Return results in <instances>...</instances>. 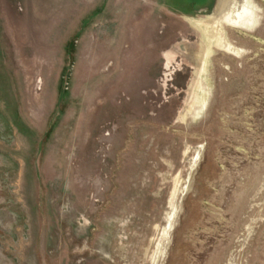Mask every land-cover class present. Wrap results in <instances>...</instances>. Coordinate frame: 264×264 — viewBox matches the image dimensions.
I'll return each instance as SVG.
<instances>
[{"label": "rangeland", "instance_id": "374dc122", "mask_svg": "<svg viewBox=\"0 0 264 264\" xmlns=\"http://www.w3.org/2000/svg\"><path fill=\"white\" fill-rule=\"evenodd\" d=\"M50 8L0 0V264H264V0Z\"/></svg>", "mask_w": 264, "mask_h": 264}, {"label": "bare ground", "instance_id": "6f19581e", "mask_svg": "<svg viewBox=\"0 0 264 264\" xmlns=\"http://www.w3.org/2000/svg\"><path fill=\"white\" fill-rule=\"evenodd\" d=\"M249 9V8H248ZM249 14V13H248ZM246 15V14H245ZM249 21V23H251V20H250V18L248 19ZM212 24V23H211ZM210 25V24H209ZM208 25V26H209ZM248 25V24H247ZM211 26V25H210ZM211 28H213L212 29V32H211V34H212V39L214 40V41H216L222 48H224V49H227V50H230V51H233L234 49L232 48V46L228 43V41L225 39V37H223V32H220L221 30H220V28L218 29V27H217V20H215L214 22H213V27H211ZM219 32H220V34H219ZM210 34V33H209ZM210 53V52H209ZM207 56V55H206ZM206 60H207V58H206ZM205 103H206V99H205Z\"/></svg>", "mask_w": 264, "mask_h": 264}, {"label": "crops", "instance_id": "0c3cea01", "mask_svg": "<svg viewBox=\"0 0 264 264\" xmlns=\"http://www.w3.org/2000/svg\"><path fill=\"white\" fill-rule=\"evenodd\" d=\"M53 1L55 2V0H50V4H51V8H52V4H53ZM55 5H57L56 3H54ZM50 8V9H51ZM52 10V9H51ZM53 20V17H52V12H51V15H50V22ZM52 24V23H51ZM55 25H56V22L54 23ZM147 33V30H146V28L145 29H141L140 30V35H143V34H146ZM144 36V35H143ZM140 40V39H139ZM137 42H139L138 41V39H137Z\"/></svg>", "mask_w": 264, "mask_h": 264}]
</instances>
